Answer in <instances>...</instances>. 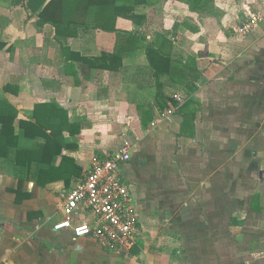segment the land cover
Returning a JSON list of instances; mask_svg holds the SVG:
<instances>
[{
    "label": "crops",
    "instance_id": "0c3cea01",
    "mask_svg": "<svg viewBox=\"0 0 264 264\" xmlns=\"http://www.w3.org/2000/svg\"><path fill=\"white\" fill-rule=\"evenodd\" d=\"M50 1L0 0V107L15 110L17 132L20 121H39L64 143L54 157L55 146L35 140L20 175L0 160V264L257 262L264 28L244 38L237 29L264 0H207L195 10L145 0L134 20L101 19V5L82 0H53L44 11ZM171 106V122H157ZM125 146L131 157L118 173L138 214L136 246L109 252L54 232L92 158Z\"/></svg>",
    "mask_w": 264,
    "mask_h": 264
},
{
    "label": "built area",
    "instance_id": "2783aa9c",
    "mask_svg": "<svg viewBox=\"0 0 264 264\" xmlns=\"http://www.w3.org/2000/svg\"><path fill=\"white\" fill-rule=\"evenodd\" d=\"M259 27L264 28V7L241 23L237 35L244 38ZM174 100L180 98L174 96ZM174 113L175 108L169 107L159 114L157 122H171ZM130 157L126 146L109 159L93 157L85 177L64 197L61 210L66 218L55 223L52 230H71L74 239L93 238L105 251L129 253L136 246L139 219L118 167ZM82 214L91 215L92 221L77 222Z\"/></svg>",
    "mask_w": 264,
    "mask_h": 264
},
{
    "label": "trees",
    "instance_id": "16d2710c",
    "mask_svg": "<svg viewBox=\"0 0 264 264\" xmlns=\"http://www.w3.org/2000/svg\"><path fill=\"white\" fill-rule=\"evenodd\" d=\"M45 6L44 11L47 9L49 4ZM80 0H73V3H77ZM86 1L88 4H100L102 13L99 15L101 19L107 20L117 16L121 18H126L134 20L135 18H140L137 10L140 6L146 2L145 0H82ZM185 2L190 10H195L196 6L201 5L207 0H182ZM97 28L106 30L105 24H96ZM112 30L111 28H109ZM63 113L61 110H59ZM16 121V112L9 105H1L0 107V160L5 162V164L12 166L13 171L6 170L7 173H15L20 175L26 173V169H22L21 165L27 160H31V150L32 145L38 138H45L48 147L55 146V152L52 153L55 156L60 155L62 148L64 147L63 142L58 141V137L54 134L53 129L46 126L39 121L37 125L30 122H19L18 132L15 130L14 123ZM51 125H53L51 123ZM56 128H62L59 123L54 125ZM51 130V135L53 139L49 138L48 135L44 134L45 130ZM52 145V146H51ZM28 157V158H27Z\"/></svg>",
    "mask_w": 264,
    "mask_h": 264
},
{
    "label": "rangeland",
    "instance_id": "374dc122",
    "mask_svg": "<svg viewBox=\"0 0 264 264\" xmlns=\"http://www.w3.org/2000/svg\"><path fill=\"white\" fill-rule=\"evenodd\" d=\"M233 236H236L237 234H232ZM231 235V236H232ZM243 246V245H242ZM231 251H233V253H232V256L234 257V258H237L238 257V259H239V255L243 258V254H242V251L241 250H239V249H237V248H234V246L230 249ZM255 254L254 255H252L251 257H257L258 256V258H257V262H259V263H257V262H255V263H253V264H264V246L263 247H258L256 250H255ZM248 254V253H247ZM248 258H250V254L248 255ZM233 260V259H232ZM250 262V261H249ZM240 264H241V262H240ZM249 264H251V263H249Z\"/></svg>",
    "mask_w": 264,
    "mask_h": 264
}]
</instances>
